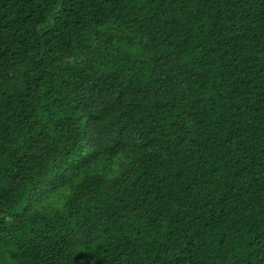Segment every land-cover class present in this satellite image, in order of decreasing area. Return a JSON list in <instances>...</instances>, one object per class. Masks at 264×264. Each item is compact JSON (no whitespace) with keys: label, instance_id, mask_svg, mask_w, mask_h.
Here are the masks:
<instances>
[{"label":"trees","instance_id":"obj_1","mask_svg":"<svg viewBox=\"0 0 264 264\" xmlns=\"http://www.w3.org/2000/svg\"><path fill=\"white\" fill-rule=\"evenodd\" d=\"M0 264H264V0H0Z\"/></svg>","mask_w":264,"mask_h":264},{"label":"clouds","instance_id":"obj_2","mask_svg":"<svg viewBox=\"0 0 264 264\" xmlns=\"http://www.w3.org/2000/svg\"><path fill=\"white\" fill-rule=\"evenodd\" d=\"M74 183V178H72L71 173H69L65 179L63 180V182L61 183L63 185V187L61 188L60 185H53L52 186V191H57V189L59 188L60 190V194L62 195L63 199L66 200L68 197V194L71 191V185ZM40 199H37L35 201L34 204V208L33 211L37 214V215H45L47 214L49 208H48V203H47V190L43 193H40ZM60 208H62V205L58 206L59 210Z\"/></svg>","mask_w":264,"mask_h":264},{"label":"snow or ice","instance_id":"obj_3","mask_svg":"<svg viewBox=\"0 0 264 264\" xmlns=\"http://www.w3.org/2000/svg\"><path fill=\"white\" fill-rule=\"evenodd\" d=\"M59 182L62 183L63 182V178H60Z\"/></svg>","mask_w":264,"mask_h":264}]
</instances>
